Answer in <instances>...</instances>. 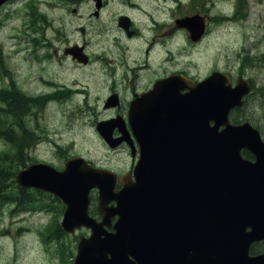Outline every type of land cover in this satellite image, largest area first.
Returning <instances> with one entry per match:
<instances>
[{
  "label": "water",
  "instance_id": "water-1",
  "mask_svg": "<svg viewBox=\"0 0 264 264\" xmlns=\"http://www.w3.org/2000/svg\"><path fill=\"white\" fill-rule=\"evenodd\" d=\"M223 76L172 79L189 91L154 105L145 100L150 110L131 116L141 145L136 181L121 190L113 172L80 157L63 171L40 164L19 172L20 184L65 200L67 231L91 228L80 237L75 264H264V254L248 256L251 242L264 238L263 199L254 189L264 173V143L250 123L229 122L249 87L225 86ZM242 148L255 163L241 157ZM95 187L101 221L88 214Z\"/></svg>",
  "mask_w": 264,
  "mask_h": 264
},
{
  "label": "rangeland",
  "instance_id": "rangeland-1",
  "mask_svg": "<svg viewBox=\"0 0 264 264\" xmlns=\"http://www.w3.org/2000/svg\"><path fill=\"white\" fill-rule=\"evenodd\" d=\"M120 1L125 0H111L102 17H91L92 28L97 35L103 24L114 22L116 15L123 10ZM5 2L6 0H1L0 7ZM197 2V10L201 9L200 14L211 31L201 44L188 48L187 63L193 65L194 73H199L202 78L211 72L215 62L228 66L234 71L235 76H238L240 68L245 66V73L254 80L258 92L248 98L247 107L239 113L250 116L264 133V0H197ZM236 2L237 7L233 13L235 24L231 25V30L224 29L223 27L228 25L223 24L217 14L220 10L231 12ZM183 3L189 6L187 0H183ZM88 5L90 6V3L86 0H19L7 8H1L0 88L8 86L11 82L10 77H13L19 88L39 85L37 88L39 92L49 90L36 81V75L45 67H49V72H55L54 65L40 61L34 71L25 64L19 66L23 58L26 61L36 58L28 48L31 35L24 31V27L39 26L49 34H59L65 27L71 28L81 24L82 17L92 10L87 8ZM187 5L180 4L178 8L187 10ZM74 8H78L79 12H73ZM172 12L174 14L171 26L174 27L176 9ZM240 44L247 46L242 50V54L251 53L241 65L239 63L241 56L236 61L227 60L228 55L234 57L233 55L240 52ZM258 56L262 60L256 64L254 61ZM249 67L251 69L248 72ZM6 99L18 104L16 107L18 112H21V108L26 106L27 102L24 103L16 93L6 96L0 90V120H11L19 126L22 122L21 116L9 115L3 107ZM74 102L68 95L40 99L38 103H41L42 110L36 111V107L33 109L34 118L28 122L29 130L23 131L22 134L28 135L33 129L48 132L49 138L55 140L58 145L44 143L32 148L29 154L33 159L54 160L56 163H60V160L67 156L82 155L99 163L115 166L120 154L108 149L92 128L84 127V123L95 116L75 113L72 111ZM3 128H6V123L0 121V130ZM5 143L6 141L0 139V154L10 149ZM43 204H48V201L33 203V207L10 203L0 206V264H73L69 251L61 253L56 243L60 240L66 242L75 253L74 238L77 237H74V234L59 233L57 227L60 226V212ZM82 233L87 234L88 231L80 229L76 232L78 236Z\"/></svg>",
  "mask_w": 264,
  "mask_h": 264
},
{
  "label": "flooded vegetation",
  "instance_id": "flooded-vegetation-1",
  "mask_svg": "<svg viewBox=\"0 0 264 264\" xmlns=\"http://www.w3.org/2000/svg\"><path fill=\"white\" fill-rule=\"evenodd\" d=\"M18 1L9 0L0 9ZM86 2L90 3L87 8L92 10L83 16V25L65 27L59 34H49L39 26L24 27V31L31 35L28 48L40 54L44 58L43 62L56 67L53 73L49 72V67L40 69L36 77L37 80L43 78L45 83L53 86L52 90L45 92L47 96L60 94L80 98L84 105L82 110L100 115V119L121 117L130 130L127 120L132 100L149 92L163 95L165 83L172 75H186L196 80L202 78L199 73H191L192 70L188 68L184 57L188 41L195 46L201 44L208 38L211 28H206L205 33L197 40L190 36L187 38L188 30L178 25L176 21L179 15H175V26H171V16L174 13L167 2L125 0L120 1L123 10L114 18V22L103 24L97 35L92 28L91 17H102L111 0H100L99 7L98 0ZM175 13L178 14V11ZM122 16L129 18L124 20ZM230 23L233 24L231 21ZM177 29L184 30V33L179 35L174 32ZM70 47L79 49L81 47L82 53L86 56L85 61L78 59L69 51ZM246 57L244 54L240 65ZM227 60L234 61L235 57L228 55ZM40 61L39 57L31 60L30 66L36 69ZM215 63L211 72L214 70L228 72L233 82L234 71L226 65H220L219 62ZM241 68L237 77L247 76L246 70ZM3 93L6 96L16 93L24 103L26 97L33 99L40 97L38 89L22 91V88H17L14 83H9L8 90H4ZM7 101L13 108L18 107L14 101L10 99ZM21 110H25V106ZM89 124L95 125V122ZM130 133L132 141L122 139L113 150L126 156L125 160L119 156L115 167L112 168L119 175H133L139 157L138 145L131 130ZM122 136L119 127H115L113 137ZM5 138L8 141L14 140L10 134H6Z\"/></svg>",
  "mask_w": 264,
  "mask_h": 264
},
{
  "label": "trees",
  "instance_id": "trees-1",
  "mask_svg": "<svg viewBox=\"0 0 264 264\" xmlns=\"http://www.w3.org/2000/svg\"><path fill=\"white\" fill-rule=\"evenodd\" d=\"M3 160H4V156H1L0 157V195H2L1 191L4 187V182L8 178V175L4 172ZM12 162H13V164L11 165V168L13 166L16 167L17 164L18 165L20 164L19 162H15V161H12ZM10 171H11V174H13L14 170L10 169ZM13 176H14V174H13ZM13 176L11 178H9V182H14Z\"/></svg>",
  "mask_w": 264,
  "mask_h": 264
},
{
  "label": "bare ground",
  "instance_id": "bare-ground-1",
  "mask_svg": "<svg viewBox=\"0 0 264 264\" xmlns=\"http://www.w3.org/2000/svg\"><path fill=\"white\" fill-rule=\"evenodd\" d=\"M236 187H241V184L239 182V179H236ZM255 192L257 193L260 192L262 199H263V204L262 206H264V173L259 174L258 176V181H256V185L254 186ZM262 190V192H261ZM254 223L256 222L255 220L253 221ZM254 237L256 235H253ZM223 261H226V259H224ZM192 262H189V264H191Z\"/></svg>",
  "mask_w": 264,
  "mask_h": 264
}]
</instances>
